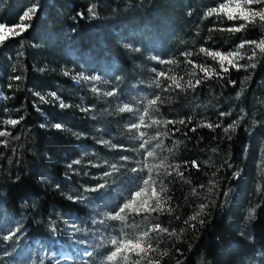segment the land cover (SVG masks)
<instances>
[{"label":"trees","instance_id":"1","mask_svg":"<svg viewBox=\"0 0 264 264\" xmlns=\"http://www.w3.org/2000/svg\"><path fill=\"white\" fill-rule=\"evenodd\" d=\"M221 2L226 0H0V22L8 26L19 23L27 8L38 7L34 19L25 22L32 27L0 47V131L10 133L0 136V210L24 225L23 242L50 243L57 214L91 223L87 207L69 200L65 188L69 165L80 158L81 144L89 141L83 130L94 125L70 107L53 113L52 99L44 103L41 94L57 93L69 105L80 96L79 85L64 73H78L80 68L100 74L115 68L127 77L136 61L124 45L138 38L149 41L150 35L168 44L166 50H174L172 60L179 72L186 50L194 62L201 48L215 46L222 53L247 50L249 57L254 46L238 45L264 40V25L257 22L240 32L227 31L244 23L222 15L207 17L206 12ZM187 8L197 18L194 26L186 20ZM170 14L180 26L170 24ZM248 57L242 65L256 63L255 68L222 73L219 66L207 75L202 71L193 107L179 92L162 98V116L184 119L185 124L167 123L175 141L169 149L182 167L166 179L165 210L152 214L153 224L168 230L157 241L155 260L160 264H241L246 256L264 252V53L257 49L255 61ZM15 76L21 79H12ZM241 115L244 119L234 132L223 131ZM8 119L20 123L8 125ZM200 120L213 128L200 127ZM56 123L62 128H55ZM217 123L221 126L215 127ZM193 160L199 169L192 166ZM237 170L239 176L233 177ZM202 203L209 208L185 224ZM201 219L206 221L203 226Z\"/></svg>","mask_w":264,"mask_h":264},{"label":"rangeland","instance_id":"2","mask_svg":"<svg viewBox=\"0 0 264 264\" xmlns=\"http://www.w3.org/2000/svg\"><path fill=\"white\" fill-rule=\"evenodd\" d=\"M250 7L259 9L262 6L253 4ZM186 12V20L194 26L197 18L193 16L194 14H190L188 8ZM199 12L201 16L203 11ZM170 18L172 26H180L173 14H170ZM199 21L200 19L197 22ZM230 22L244 23L242 20ZM10 38L13 37L10 36ZM128 44H133L140 50L137 52L129 48L132 52V62H136H133V68L127 77L122 78L115 68L102 72V74L82 68L78 70V73L102 77L101 80L95 82L78 80L76 79L77 73L68 75L74 84L79 85L80 93L78 98L69 101L70 110L79 112L87 119L88 123H93L94 126L83 130L84 133H89L84 135L85 139L89 141H84L81 144V156L76 160L79 163H75L76 161L71 163L69 172L71 176L67 179L69 185L67 184L65 192L68 197L83 195L88 198L77 202L87 207L91 214V223L85 224L80 218L74 219L71 216L57 214L52 222V230L54 226H59V231L52 232L50 243L38 241L33 244L25 243L22 241L23 233L19 235V240L13 237L12 241H5L3 235H0V264H85V261L91 258L83 257L84 250L85 248L91 250L93 247L96 248L97 264H104L105 256L112 250L110 243L112 238L136 239L143 233H148L145 241L151 243L155 251L142 253L141 256L129 252L126 253L127 260L122 257L118 258L116 264H134L137 260L140 261V264H149V260H155L159 255L160 244L157 241L165 234L164 232L150 231L154 226L153 219H155L152 214L156 211H149V209L155 207L158 199H162L163 206L166 196V179L180 172L182 167L179 165V160L173 157V151L169 149V145L175 141L167 132L166 121L168 119L160 113V107L163 104L162 98L167 99L172 93L179 92L182 97L188 96L187 106L193 107L197 103V99L193 97V92L197 87H189L188 81L191 80L195 83L202 73V68H208L210 74L216 73L215 68L219 67L220 63L218 58L214 59L201 51L198 54V62H194L192 58L190 59L192 54L184 55L189 52L186 50L183 52L184 60L181 61L182 66L179 67L181 70L179 72L178 66L175 64L176 61L172 60V56L176 54L174 50H166L168 44H163L160 39L153 38V35H150L149 41L138 38L130 40ZM211 50L216 51L219 48L215 46ZM179 51L182 49H178ZM240 52L244 54L243 58H238V63L242 65L248 54L247 50ZM169 59L173 62H161L169 61ZM225 66H227L226 62ZM160 72H163L164 75H159ZM173 78L179 81L180 88L173 84ZM169 85L171 87H168ZM92 86H95L98 92L91 91ZM113 88L117 90L116 95H105ZM165 88H168V91H164ZM55 94L59 99L48 93L41 94L44 99H39L44 103H48V99H52L51 111L58 114L64 109L59 106L63 99L59 94ZM156 96L160 97L157 103L149 104V100ZM63 103L65 102L63 101ZM124 104L132 106L133 111H119ZM87 108L90 110H83ZM137 111L143 115L145 124L139 129H130L128 125L139 120ZM54 119L55 117L46 122L50 124ZM153 121L158 122L153 123ZM201 124L203 123L201 122ZM75 132L78 134L79 131ZM149 150L153 151L151 157L146 155ZM122 156H128L131 159L122 161L120 159ZM112 164H116L119 170L111 168ZM133 167H136L138 171L132 172L131 168ZM261 168L264 169V161ZM105 172L111 174L105 176L103 175ZM143 179H149V184L143 185ZM99 183H106V187L99 192L84 191L86 187ZM141 186L144 191L140 197H136L133 209H126L125 213H122V215H126L125 221L108 218L105 224L98 222L101 218L110 217V214L118 210ZM153 189H155L156 195H153ZM199 199L204 198L200 197ZM249 215L251 216V213ZM72 221L77 222L80 231L74 232L69 228L68 225ZM93 221H97V223H93ZM19 223L11 214L2 213L0 210V233L6 234L10 227ZM112 225L115 227H111ZM60 235L66 239V242L60 240ZM241 264H264V252L258 251L253 255L246 256Z\"/></svg>","mask_w":264,"mask_h":264},{"label":"snow or ice","instance_id":"3","mask_svg":"<svg viewBox=\"0 0 264 264\" xmlns=\"http://www.w3.org/2000/svg\"><path fill=\"white\" fill-rule=\"evenodd\" d=\"M253 4H257V5H261L262 7L259 9H253L252 7H250ZM38 12V7L37 6H31L29 8H27L23 14L20 16V22L17 24H14L12 26H8L5 23L0 22V45H3L5 41H7L10 36L11 37H18L21 36L23 33L27 32L31 27V23H25L27 22H31L34 17L36 16ZM88 12L92 15L93 18L96 17V12L94 11L93 7H89L88 8ZM223 15L226 16V18L230 21H234V20H242L244 21V24L239 25V26H233V27H229L228 29H226L229 32H240L242 31L244 28H246L248 25H256L257 22H259L260 24L264 25V0H226V2H221L219 3L218 7H212L209 11L206 12V16L207 17H211L213 15ZM78 16L83 19L84 17V13H78ZM224 30V29H221ZM74 31V30H73ZM245 45H253L254 47L252 48L251 51V55L248 57L249 60H253L255 61L256 59V54H257V49L261 52L264 53V40H261L260 42H256V41H242L239 45H238V49H244ZM124 47L126 48H131L134 51H139V47H136L133 44H125ZM200 51L202 53H205L206 55L217 59L218 58V62L220 63V68H221V72L222 73H228L230 68H235L237 71L240 70V68H255L256 67V63H251L248 65H240L238 63V58H243V55L239 50L236 51H229L227 53H222L219 50L216 51H212V50H208L205 48H201ZM184 55L186 56H190L191 53H184ZM162 63L167 62V63H172L173 61L169 60V61H161ZM225 62L227 64V66H225ZM189 63H191V61H189ZM201 71H203L206 75L209 72L208 68H202ZM66 76L69 75L68 71H65L64 73ZM159 75H164L163 72H160ZM219 75V74H217ZM209 79L211 78V76L208 77ZM221 79H224L225 77L220 76ZM12 79L14 80H19L21 79L20 76H15L12 77ZM76 79L78 80H84V81H88V82H95V81H99L102 79L101 76H97V75H85L82 73H77L76 74ZM229 83H235L234 81H228ZM202 83L201 80H196L195 83H193L191 80L188 81V86L191 88H195L198 87L200 84ZM173 84L177 87L180 88L181 85L179 83L178 80H176L175 78H173ZM157 86H159V84H157ZM9 87H11V85H9ZM168 87H171V85H169ZM91 91L93 92H98V89L95 86H92ZM116 89L113 88L110 91H107L105 93V95L107 96H114L116 95ZM164 91H168V88H165ZM36 95H39V93H36ZM54 98L59 99V97H56L55 93L51 94ZM239 98V97H238ZM40 99L43 100L44 97L40 96ZM160 99L159 96H156L155 98H152L149 100V104H156L157 101ZM60 108H65V107H69V105H66L65 103H63V101L60 102ZM39 111V109H37ZM84 111H88L90 110V108L87 109H83ZM119 111L124 112H132L133 111V107L128 105V104H124L123 107H121L119 109ZM146 114V113H145ZM231 113H221V115H230ZM137 115L139 116V120L138 122L134 121L131 122L128 127L130 129H139L141 126H143L145 124L143 115H140V113L137 111ZM22 119V118H21ZM244 119V116L241 115L240 117H238L237 120L233 121L232 124L228 125L227 127H225L223 129L224 132H228L229 130L231 131H235L236 128L239 126V123L241 120ZM158 121H153V123H157ZM189 123H191V120L189 119L188 121ZM6 123L8 125H17L20 123V120L18 119H8L6 121ZM166 123L168 124H174V123H180V124H185V120L184 119H179L178 121H174V120H167ZM253 123H257L256 121H253ZM45 124H41L40 127H45ZM200 127H208V128H213V125L211 123H207V124H201L199 125ZM221 125L219 123H217L215 125V127H220ZM55 128L60 129L62 128V125L60 123H56L54 125ZM249 131L251 129H248ZM178 131V129H177ZM190 131L195 132L196 128H191ZM10 133H7L5 131H0V136H5V135H9ZM141 135H143L141 133ZM19 137H17L18 139ZM229 140L232 139L231 136L227 137ZM143 146V145H141ZM159 146V145H158ZM114 147H116L114 145ZM122 147V146H121ZM146 155L148 157L153 156V151L149 150L147 151ZM120 159L122 161H128L129 159H131L128 156H122L120 157ZM75 163H79V161H76ZM187 163V162H185ZM191 164L193 167L199 169V165L196 163V161H191ZM72 165H69V167H71ZM95 166V165H94ZM111 168L115 169V170H119V167L116 164H112L110 165ZM169 167H171V165H169ZM229 167H231V165H229ZM151 170V169H150ZM132 172H137L138 169L136 167L131 168ZM111 173L109 172H105L103 175L107 176L110 175ZM170 174V173H169ZM182 175V173H181ZM233 177H238L239 176V170L235 171L232 173ZM143 185H148L149 184V179H143L142 181ZM56 187H59V185L57 184ZM106 187V183H99L97 185L94 186H89L86 187L84 189V191L86 192H99L101 189ZM144 191V188L138 187L137 190H135L132 194V196L126 201L124 202L119 208L118 210H116L115 212L110 214V217H104L99 219V223L100 224H105L106 220L108 218L112 219V220H118V221H125L126 220V215H122V213H125L126 209H133V205L136 203V197H140L142 195V192ZM195 191V190H194ZM153 195H156L155 189H153ZM224 197L228 196V191L224 192ZM69 200H71L73 203H76L77 201H83L88 199L87 197L83 196V195H77V196H69L68 197ZM209 205L207 203H202L199 206V211L196 212L194 215L188 217L187 220L184 221L185 224H189V221H196L197 218L205 212V209H208ZM165 209L162 206V199H158L156 202V205L154 208H150L149 211H164ZM168 211H171V209L169 208ZM254 211V210H253ZM178 218V217H177ZM205 220L201 219L199 220V224L201 226H203L205 224ZM93 223H97V221H93ZM69 228H71L74 232L76 231H80V228L77 226V222L76 221H72L71 223H69ZM111 227H115V225H112ZM190 227H192L193 229L196 228V224H190ZM24 228V225L22 223L16 224L12 227L9 228V230L7 231L6 234L4 233H0V235H3V239L5 241H12L13 237H16L17 240H19V235L22 234V230ZM159 231V232H167L168 230L166 228H161L160 225H154L152 229H150V231ZM53 231H55V227H53ZM148 235V233H143L141 236H138L136 239H117V238H112L110 243L112 245V250L109 251L107 253V255L105 256V261L104 264H116V261L118 258H123L124 260L128 259V256L126 255V253L129 252H134L135 255L137 256H141L142 253L146 254L148 251H155V249L152 247L151 243H148L145 241V237ZM103 239V238H102ZM142 241H144V243H142ZM84 243L86 244L87 241L85 240ZM179 251V250H177ZM123 254V255H122ZM166 255V252L164 253ZM83 257L84 258H91L85 261V264H97V260H96V248L93 247L91 250H89L88 248H85L84 253H83ZM134 264H140V261L137 260L134 262ZM149 264H160L159 260H149Z\"/></svg>","mask_w":264,"mask_h":264}]
</instances>
